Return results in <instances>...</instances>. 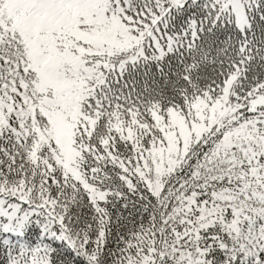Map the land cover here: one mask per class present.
I'll return each mask as SVG.
<instances>
[{"label": "snow or ice", "instance_id": "1", "mask_svg": "<svg viewBox=\"0 0 264 264\" xmlns=\"http://www.w3.org/2000/svg\"><path fill=\"white\" fill-rule=\"evenodd\" d=\"M0 264H264V0H0Z\"/></svg>", "mask_w": 264, "mask_h": 264}]
</instances>
